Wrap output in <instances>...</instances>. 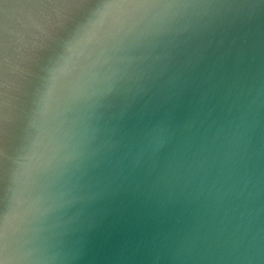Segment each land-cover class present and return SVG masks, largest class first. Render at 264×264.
<instances>
[{"label": "water", "instance_id": "95a60500", "mask_svg": "<svg viewBox=\"0 0 264 264\" xmlns=\"http://www.w3.org/2000/svg\"><path fill=\"white\" fill-rule=\"evenodd\" d=\"M0 264H264V0H0Z\"/></svg>", "mask_w": 264, "mask_h": 264}]
</instances>
